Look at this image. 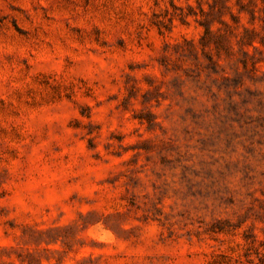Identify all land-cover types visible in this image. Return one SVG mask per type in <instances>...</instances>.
Returning <instances> with one entry per match:
<instances>
[{"label": "rangeland", "instance_id": "374dc122", "mask_svg": "<svg viewBox=\"0 0 264 264\" xmlns=\"http://www.w3.org/2000/svg\"><path fill=\"white\" fill-rule=\"evenodd\" d=\"M0 264H264V0H0Z\"/></svg>", "mask_w": 264, "mask_h": 264}]
</instances>
